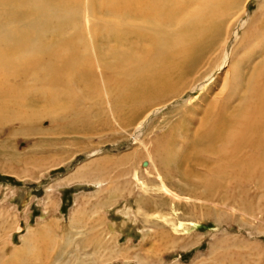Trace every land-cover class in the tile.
<instances>
[{
  "label": "rangeland",
  "instance_id": "obj_1",
  "mask_svg": "<svg viewBox=\"0 0 264 264\" xmlns=\"http://www.w3.org/2000/svg\"><path fill=\"white\" fill-rule=\"evenodd\" d=\"M43 1L80 11L90 4L97 57L118 69L108 71L109 90L98 96L100 77L93 79L92 70L84 73L82 66L83 73L75 78V87L84 94L78 103L70 95L51 101L45 87L52 80L49 70L14 78L26 96L18 99L19 118L7 110L0 118V264H230L235 259L264 264V172L243 170L233 178L204 156L219 149L222 134L233 129L237 115L230 113L240 103L236 109L229 103L226 113L216 100L220 85L203 96L194 90V81L216 70L222 43L231 37L229 23H219L221 28L216 25L198 37L197 45L192 43V58L187 61L192 69L168 77L167 61L157 59L153 67H163L164 74L143 91L138 77L123 79L117 73L122 51L130 54L144 48L142 37L129 34L128 25H123L129 16L124 14L126 7L114 20L124 19L121 25L105 26L101 20H113L109 14L113 6L106 9L100 0ZM247 7V21L257 13L264 30L259 1L250 0ZM98 19L102 23L97 24ZM13 21L11 15L0 16V23ZM48 23L44 40L80 35V53L92 50L78 14ZM68 39L61 47L76 48ZM258 51L257 63L263 58L262 49ZM252 66L243 63L244 72L250 75ZM184 94L193 100L201 96L192 106L182 99ZM107 97L113 112L106 107ZM159 104L165 105L138 132L140 118ZM101 152L117 157V163L100 174L104 189L77 177L71 180L76 167ZM178 221L185 225L180 227L179 222L174 230Z\"/></svg>",
  "mask_w": 264,
  "mask_h": 264
},
{
  "label": "bare ground",
  "instance_id": "obj_2",
  "mask_svg": "<svg viewBox=\"0 0 264 264\" xmlns=\"http://www.w3.org/2000/svg\"><path fill=\"white\" fill-rule=\"evenodd\" d=\"M249 1L250 0L99 1L100 5H103L104 8L107 7L106 9H109L108 5L113 6V9L110 7V11L106 10L107 12L109 11V14H113V20H111V18L101 20L105 26H112L115 23V17L121 16L122 13L120 14V12H122L123 7H126L127 10L123 12L124 14H129L126 19L130 22H124L123 19V25L126 27L128 25L129 34L133 33L140 35L139 37H142L144 40V48L141 52L128 54L126 50L122 51L119 55V61L121 63L119 66L120 69L117 70V73L121 74L123 79L128 76L131 78L138 77L139 82L141 81V83H144L142 88L143 91L149 87V84L160 80L158 75L163 76L164 74L163 67L161 69H158L156 66L153 67V63H155L157 59H161V63L163 64L165 60L167 61L168 67L166 69H168L167 72L169 73H165V76L168 77L172 74H181L183 69H192L190 65H187V61L192 58V43H196L195 45H197L199 40L198 37H201V35L206 36L207 33L211 32L219 23H229L230 29L232 28L231 37H227L222 43L223 49L219 50L221 53L216 70H212L208 76L194 81L193 83H197L196 86L194 85V90H199L202 96L206 93L208 94L212 89L220 85V97L216 100L217 103L222 104L221 109L226 113L229 109V103H231V106L234 104V109L237 108L236 102L240 103L238 104L239 108L230 113V115L234 113L237 116L233 115L236 117L232 123L233 129L229 130V133L225 135L222 134L219 141L222 143L219 145V149H215L212 153L207 151V153H204V156L207 158L218 162L221 172L228 171L233 178L242 175L240 172L243 170H246L245 173L247 171L256 173L260 171L259 173H261V175L264 172V30L259 26L260 19H256L258 17L257 13L251 16L249 21L245 18L246 14L249 16V12H247ZM258 1L261 10L264 12V0ZM89 5L87 6L88 8L80 11V9L69 6H67L68 8L52 6L43 0H0V16L8 14L12 16V19L14 18V21L11 23H0V118H5V110L8 111L7 114H15L18 118L20 116L21 107L18 99L22 95H26L23 89L20 91L14 78L19 77L21 73L26 75L32 73V75H35L37 71L49 70L48 75H51L50 78H52V80H50L45 87H48L51 101L57 102L62 96L70 95L73 101L79 102L83 100L84 94L80 89L75 87V85L78 84L75 82V78L77 73L86 72V69L89 68L87 72L92 70V73H94L93 79L94 77H100L101 85L99 86L98 84L97 86L100 88H96L98 96H106L105 92L109 90L108 85H106L108 83L106 80L109 78L107 76L108 71H113L118 68H113L115 65H112L113 63H101L100 59L97 57L95 39L93 35H91L93 30L92 21L94 22L93 17H95V15ZM261 12L259 15L263 14ZM77 14L80 19L82 18L84 21L87 27V33L90 34L86 36L89 38V42L92 45L91 51L80 53L77 44L79 42L77 38H80V35H69V39L66 38L71 45L74 46L76 44V48H71V46H69L71 49L61 47L62 45H68L65 35H61L59 38L57 37V41L54 42H52L53 40L48 41L49 39H47L46 41L43 39V36L49 29V20L52 22L55 17L57 19L60 16H66V19H72L75 18ZM105 15L106 14L103 15V18ZM101 21L98 19L95 22L98 24ZM122 21L114 25H121ZM216 27L219 28L220 25ZM38 30H41L39 34ZM242 30L245 31L243 34H241ZM189 34L192 36L188 37ZM240 41H242L241 46L238 48L237 44ZM229 42L230 45L228 44ZM254 48L258 50L262 49V62H256L261 56V53L258 50L255 53L252 52ZM245 62L253 63L250 75L243 70V63ZM82 66L83 68L86 66L83 72H81ZM186 93L187 91L185 94ZM185 94L182 95V99L185 98L183 97ZM178 96L181 97V95ZM197 96L194 100L192 98H185V102H190L192 106H196L195 104H197L201 95ZM171 102L173 103V101ZM105 103L107 109L113 112L114 105L110 98L107 97V102ZM164 105L165 104H159L149 110V112H146L142 118H140L137 131L140 132L148 119L153 114L161 111ZM106 107L104 105V108ZM30 114L33 113L31 112ZM218 114H220V112H218ZM114 115L112 116L116 121L117 118ZM28 116L29 112L26 119H28ZM211 124L213 125V123ZM203 129L205 130V128ZM125 132L129 133V131ZM140 143L144 144V139H142ZM96 154L97 155L92 159L84 161L81 165L76 167L70 176L72 177L71 180L73 177H77L81 179V182L96 185L99 190H102L105 186L104 179L100 174L110 167V165L116 164L117 160L115 161L116 156L111 158L109 154L105 155L102 154V152L99 153L102 155ZM169 193L172 195L175 194L172 192ZM174 196L177 197L176 195ZM172 210L175 212L176 216L179 214L174 204L172 205ZM157 221L158 223L160 222L159 219ZM179 222L180 227L185 225L184 222L178 221L173 227L174 230H178L177 227ZM29 243L30 242H28V244ZM235 262L236 264L242 263L241 260L236 261L235 259V261L232 260L230 264H235Z\"/></svg>",
  "mask_w": 264,
  "mask_h": 264
}]
</instances>
